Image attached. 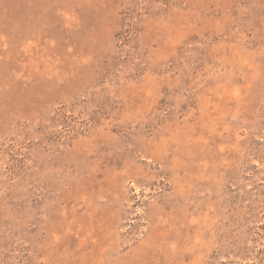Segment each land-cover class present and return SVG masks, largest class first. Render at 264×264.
Returning <instances> with one entry per match:
<instances>
[{
  "label": "rangeland",
  "instance_id": "374dc122",
  "mask_svg": "<svg viewBox=\"0 0 264 264\" xmlns=\"http://www.w3.org/2000/svg\"><path fill=\"white\" fill-rule=\"evenodd\" d=\"M0 264H264V0H0Z\"/></svg>",
  "mask_w": 264,
  "mask_h": 264
}]
</instances>
